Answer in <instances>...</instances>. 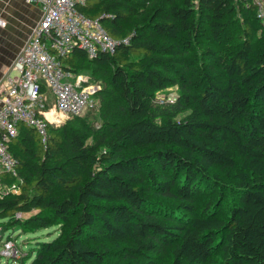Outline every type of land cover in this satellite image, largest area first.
Segmentation results:
<instances>
[{
    "label": "trees",
    "instance_id": "16d2710c",
    "mask_svg": "<svg viewBox=\"0 0 264 264\" xmlns=\"http://www.w3.org/2000/svg\"><path fill=\"white\" fill-rule=\"evenodd\" d=\"M78 10L118 45L61 59L99 88L83 116L48 123L45 143L18 124L0 250L12 233L55 228L18 264H264V10L253 0ZM171 88L174 101H161Z\"/></svg>",
    "mask_w": 264,
    "mask_h": 264
},
{
    "label": "built area",
    "instance_id": "2783aa9c",
    "mask_svg": "<svg viewBox=\"0 0 264 264\" xmlns=\"http://www.w3.org/2000/svg\"><path fill=\"white\" fill-rule=\"evenodd\" d=\"M41 8L42 17L31 38L17 55L4 78L5 92L0 107V190L1 173L17 175V162L9 151L18 135V124L34 128L42 141L47 140V95L54 99L53 109L69 118L83 116L93 107L92 96L98 87L85 86L87 79L66 71L61 59L78 48L92 59L98 52L114 54L118 42L111 38L98 19L78 10L87 0H25ZM263 13L264 0H253ZM0 26L5 22L0 19ZM20 216V215H19ZM11 241L6 242L10 248Z\"/></svg>",
    "mask_w": 264,
    "mask_h": 264
},
{
    "label": "crops",
    "instance_id": "0c3cea01",
    "mask_svg": "<svg viewBox=\"0 0 264 264\" xmlns=\"http://www.w3.org/2000/svg\"><path fill=\"white\" fill-rule=\"evenodd\" d=\"M41 17V8L25 0H0V19L5 22L4 27L0 26V107L6 88L5 75L31 38ZM47 97L52 103L49 109H53V96L50 93Z\"/></svg>",
    "mask_w": 264,
    "mask_h": 264
},
{
    "label": "rangeland",
    "instance_id": "374dc122",
    "mask_svg": "<svg viewBox=\"0 0 264 264\" xmlns=\"http://www.w3.org/2000/svg\"><path fill=\"white\" fill-rule=\"evenodd\" d=\"M263 8H264V2H263ZM15 61V60H14ZM79 76H83L87 79V82H89L90 78L88 75L81 74ZM89 84V83H88ZM91 87H98L95 85H88ZM99 90L96 89L95 93ZM168 97L165 96V94L161 93L159 94V99L161 101L165 99H169V101H174L175 97L177 96V90L176 88H171L167 90ZM94 93V94H95ZM96 105V103L93 101V106ZM47 118L49 121V124L60 126L62 125L66 120L67 117H63L60 113H58L55 109H52L48 114ZM57 230L55 228L48 229V230H41L37 232L36 234H21V232H15L12 233V239L10 248L6 247V243L4 244V247L0 250V264H18L17 260L24 256L31 248L35 247L38 241H51L57 236ZM15 260H11L14 259Z\"/></svg>",
    "mask_w": 264,
    "mask_h": 264
}]
</instances>
